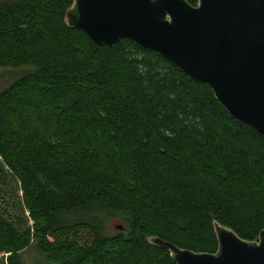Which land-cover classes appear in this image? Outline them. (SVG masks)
<instances>
[{"label": "trees", "instance_id": "trees-1", "mask_svg": "<svg viewBox=\"0 0 264 264\" xmlns=\"http://www.w3.org/2000/svg\"><path fill=\"white\" fill-rule=\"evenodd\" d=\"M72 5L0 0V68H34L0 92V264L32 247L48 264H175L148 238L214 254V222L257 241L264 138L159 53L70 29Z\"/></svg>", "mask_w": 264, "mask_h": 264}, {"label": "water", "instance_id": "water-1", "mask_svg": "<svg viewBox=\"0 0 264 264\" xmlns=\"http://www.w3.org/2000/svg\"><path fill=\"white\" fill-rule=\"evenodd\" d=\"M65 22L100 47L128 40L159 53L264 138V0H73ZM214 231V254L148 242L175 264H264V231L253 242L218 222Z\"/></svg>", "mask_w": 264, "mask_h": 264}, {"label": "rangeland", "instance_id": "rangeland-1", "mask_svg": "<svg viewBox=\"0 0 264 264\" xmlns=\"http://www.w3.org/2000/svg\"><path fill=\"white\" fill-rule=\"evenodd\" d=\"M32 70H34V68L32 67H24L21 69L0 68V92L8 88L15 80H17L24 74L31 72ZM5 173L7 175V180L6 185L4 186V190L7 193V199L12 200L9 202L12 205L18 204L17 207H19L22 197V192L20 191L19 184L12 177L10 172H8V170H6ZM101 217L107 222V234L111 235L116 232L123 231L124 227L121 225L117 215H110L109 213H107L105 215H101ZM119 227H122V229H119ZM23 259L26 264H48L45 258L34 247L23 254Z\"/></svg>", "mask_w": 264, "mask_h": 264}]
</instances>
